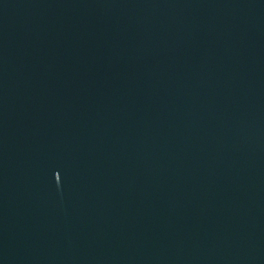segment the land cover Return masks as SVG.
<instances>
[{
  "label": "water",
  "instance_id": "95a60500",
  "mask_svg": "<svg viewBox=\"0 0 264 264\" xmlns=\"http://www.w3.org/2000/svg\"><path fill=\"white\" fill-rule=\"evenodd\" d=\"M0 264H264V0H0Z\"/></svg>",
  "mask_w": 264,
  "mask_h": 264
}]
</instances>
